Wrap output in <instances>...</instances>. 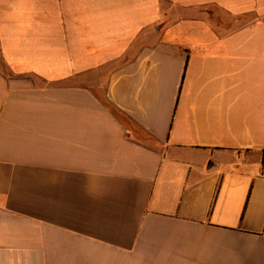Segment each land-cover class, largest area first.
Instances as JSON below:
<instances>
[{
    "label": "crops",
    "instance_id": "crops-1",
    "mask_svg": "<svg viewBox=\"0 0 264 264\" xmlns=\"http://www.w3.org/2000/svg\"><path fill=\"white\" fill-rule=\"evenodd\" d=\"M264 0H0V264H264Z\"/></svg>",
    "mask_w": 264,
    "mask_h": 264
},
{
    "label": "built area",
    "instance_id": "built-area-1",
    "mask_svg": "<svg viewBox=\"0 0 264 264\" xmlns=\"http://www.w3.org/2000/svg\"><path fill=\"white\" fill-rule=\"evenodd\" d=\"M261 164H262V168L264 169V150L262 151L261 154Z\"/></svg>",
    "mask_w": 264,
    "mask_h": 264
}]
</instances>
